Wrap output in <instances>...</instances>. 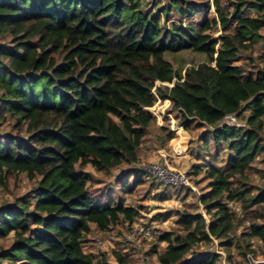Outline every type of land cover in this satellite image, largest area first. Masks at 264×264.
I'll return each instance as SVG.
<instances>
[{
    "label": "trees",
    "instance_id": "1",
    "mask_svg": "<svg viewBox=\"0 0 264 264\" xmlns=\"http://www.w3.org/2000/svg\"><path fill=\"white\" fill-rule=\"evenodd\" d=\"M202 1L0 0V39H8L0 44V187L19 175L35 184L0 207V239L12 235L0 264H109L85 251L88 235L94 227L132 224L139 211L93 195L83 167L136 165L159 100L171 103L187 129L193 122L210 128L206 147L230 152L225 168L205 171L203 212L179 214L181 234L159 237L166 247L152 252L160 264H218L217 254L197 249L213 239L243 253H255L254 239L264 247V221L234 242L239 227L230 206L253 215L264 202L247 184L264 153V68L237 64L264 39V0ZM200 13L201 23H185ZM185 51L206 60L176 70L166 55ZM229 115L245 124L222 126ZM8 118L13 133L2 128ZM173 138L170 132L167 140ZM131 173L119 180L124 188ZM114 257L116 264L132 262L118 251Z\"/></svg>",
    "mask_w": 264,
    "mask_h": 264
},
{
    "label": "rangeland",
    "instance_id": "2",
    "mask_svg": "<svg viewBox=\"0 0 264 264\" xmlns=\"http://www.w3.org/2000/svg\"><path fill=\"white\" fill-rule=\"evenodd\" d=\"M160 1L164 6L169 5V0ZM192 2L201 4L205 1L192 0ZM214 16V9H212L210 18ZM178 19L179 16L174 10L171 13V20L177 21ZM203 19L204 14L200 13L194 15L193 18L188 19L185 23L197 24L201 23ZM220 33V28L215 29L213 32L214 38L218 37ZM262 34L264 35V31ZM3 42H8V39H0V44ZM263 54L264 39L256 43L252 50L243 53L241 60L237 64L252 65L248 66L250 70H253V67L264 68V59L261 58ZM166 59L174 65L176 70H180L181 68L186 69L201 63L206 60V57L202 54L185 51L177 54H167ZM46 87L41 82L39 91H46ZM49 90L52 91L51 87ZM1 95L2 91L0 90V98ZM151 112L156 119L147 130L145 141L140 150L139 162L136 165L131 167L123 165L110 172H100L91 166H85L83 170L90 175L89 189L93 195L104 202L109 200L114 202L123 201L126 206L134 207L139 211V215L135 218L138 225L151 223L157 227V237L144 242L147 253L152 258L157 259L158 253L166 247L165 243L159 242V237L169 232L181 234L178 225L179 214L183 212H203L199 198L202 194L209 191L205 171L210 164L225 168L230 152L225 145L217 146L212 142L206 147L203 136L210 128L193 122L187 129L185 125L179 123V112L173 110L170 102L159 100ZM238 120L242 126L245 124L242 119ZM10 122L12 121L8 118L5 123H2L5 133H13ZM170 132L174 133V138L168 141L167 136ZM156 163L165 166L169 171L184 174L196 188V191H191L186 187L163 185L143 173L142 169L144 166ZM253 166L254 169L249 174L247 184L253 195H259L264 193V153L254 161ZM198 167L202 169L199 173H196ZM131 172L135 173L124 179V181L128 180L129 187L124 188L119 180ZM136 179L138 183H136ZM34 186V182L28 181L24 175L11 177L6 188L0 187V207L28 196ZM230 206L237 212L236 223L239 227L235 234L232 235L234 242L239 241V237L251 223H262L264 221V202L251 209L254 210L253 215L242 210L238 203L230 204ZM258 215L263 216V219H255ZM127 224L119 223L106 232L99 231L94 227L86 240L87 248L90 252L97 254L96 240L105 241L107 248L105 251L103 249L99 250L98 258L100 255H104L108 261L114 262V249H121L123 240L130 232ZM11 242L12 235L6 239H0V248H8ZM252 244V248L257 255L255 257L256 261L262 264L264 262V247L256 239L252 240ZM155 246H157L158 253L152 252ZM208 246L202 245L197 249L205 251ZM224 251L231 264H246L245 255L249 252L244 251L243 253L236 246L226 248ZM134 257L137 256L135 255ZM134 257H132L131 264H138L139 260Z\"/></svg>",
    "mask_w": 264,
    "mask_h": 264
},
{
    "label": "built area",
    "instance_id": "3",
    "mask_svg": "<svg viewBox=\"0 0 264 264\" xmlns=\"http://www.w3.org/2000/svg\"><path fill=\"white\" fill-rule=\"evenodd\" d=\"M212 3L213 1L211 0V4ZM224 125L237 126V127L242 126L236 115L226 116L222 121V126ZM142 171L145 175L154 178L163 185L186 187L191 191H196V188L191 184V182L186 178L184 174L180 172L169 171L165 166L161 164L156 163V164L144 166ZM136 220L137 219H135L132 224L129 223L127 224L130 232L123 240L121 249L120 250L114 249V251L121 252L123 255L129 257H134L136 254H138V259H139L138 264H160L158 258L154 259L149 253H147V250L144 245L145 241H150L157 237L158 235L157 227L151 223L138 225ZM95 246L98 250L97 254L95 255L98 256L99 250L103 249L105 251V249L107 248V243L101 239H97L95 242ZM84 249L86 252L94 254L89 251L86 245L84 246ZM207 250L219 256L218 264H231L224 251V247L220 245V242L218 240L213 239V242L209 244ZM256 256L257 255L255 253L252 252L247 253L245 255L246 264H259L256 261L255 258ZM99 258L102 259L103 256L100 255ZM107 263L116 264V259L114 260V262L107 260Z\"/></svg>",
    "mask_w": 264,
    "mask_h": 264
}]
</instances>
